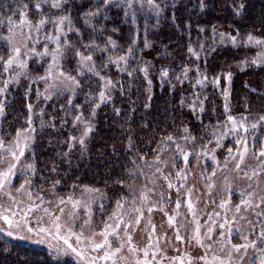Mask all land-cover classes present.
<instances>
[{"label": "trees", "instance_id": "16d2710c", "mask_svg": "<svg viewBox=\"0 0 264 264\" xmlns=\"http://www.w3.org/2000/svg\"><path fill=\"white\" fill-rule=\"evenodd\" d=\"M154 5L147 0H134L132 8L127 7L128 0L107 5L104 0H67L56 9L51 0H0L5 25L0 35H10L9 16L19 24L25 14L33 26L45 19L39 32H30L29 49L44 46L51 52L53 43L45 37L59 36V45H68L62 49L59 70L79 82L73 92L45 99L47 84L39 77L47 75L50 56L30 58L26 74L15 80L21 69L4 72L0 62V88L12 81L0 95L4 105L0 131L15 137L17 131L34 129L31 151L26 153L30 163L34 157V193L65 198L87 186L100 189L112 205L132 185L129 171L134 173L137 156L159 154L168 136H179L187 128L198 141L210 140L228 116L247 117L246 124L261 121L264 64L251 61L264 46L248 45L247 37L264 40V0H154ZM65 15L75 29L69 31L65 22L66 36L55 23ZM229 37H236L237 46ZM77 51L92 55L90 63L99 76L81 66ZM10 53L0 41V56L7 60ZM122 56L125 61L119 60ZM101 77L114 87L106 89ZM101 91L109 97L106 102L100 101ZM77 116L92 126L85 147L77 142L82 130ZM56 180L60 183L53 195ZM0 264L58 263L41 249L0 236Z\"/></svg>", "mask_w": 264, "mask_h": 264}, {"label": "rangeland", "instance_id": "374dc122", "mask_svg": "<svg viewBox=\"0 0 264 264\" xmlns=\"http://www.w3.org/2000/svg\"><path fill=\"white\" fill-rule=\"evenodd\" d=\"M27 28V25H25L24 32L30 34V32L26 30ZM15 32L17 35L13 39V44L21 49V55L18 59H25L28 61L32 57L41 58L39 56H33L29 51V47H24L25 41L24 37L19 35L20 29L16 28ZM51 42L53 43L52 51H54L57 45L53 41ZM35 48L37 52L44 51L45 49L44 46H35ZM25 52H28L27 56L24 55ZM262 52H264V50L260 53ZM51 63H53V61L50 56L48 65ZM11 69L19 70L20 68L14 65ZM55 74L56 72L54 71L53 75ZM61 79L63 78L61 77ZM49 83H51V81H49ZM65 84H67V88L64 92H73L71 89L74 88V90H76L77 88L75 85L68 84L67 82H65ZM46 88L47 85L45 89ZM78 123L82 125L81 138L86 127L90 124L84 121ZM227 123L230 127L231 122L227 120ZM245 125L249 128V132L243 133L241 130V135L256 137L258 140L264 141V121H260L255 129L251 128V123H245ZM217 127L218 128L213 131L214 135L213 133L211 134L210 140L204 137V140L198 141L195 137L190 135L189 132H183L179 136H171L172 140H167L164 148L159 154L151 157H144L142 155L137 156L133 183L130 186L132 189V196L139 197L142 192H146L148 200L145 201L144 204H154L156 207L151 213H149L145 207L143 213L144 218L141 220L140 225H133L127 229L132 239L130 243L125 242L123 251L117 257V264H136L138 258L141 260L144 259L143 250L145 248H148L149 255L147 260L149 264H205L204 260L201 259L202 257H206L210 264H219V261H214L212 259L213 256L226 258L231 244L244 243L243 240L238 238V234L235 232L236 228H240L241 232L244 235H248L250 240L255 239V236L259 235L261 227L258 222L262 218L258 217L256 213L260 212L261 209L255 207L246 209L244 206H241L240 212L237 213L235 205L240 203L241 193L245 194V198L248 197L249 193H253V203H258L260 197H264V171L260 173L259 177H255L252 180H249L244 175L245 170L256 168L259 164V160H264V157H260L259 160H257L252 154L254 150L253 147L245 157V161L241 165V171L235 170V165L239 159L238 156L237 160H229L225 167L223 161L228 155L227 148L234 147V137L231 134L225 136L222 141L224 147L218 148L217 138L223 132H228V128L223 127V125H217ZM26 130L29 131H26L24 135L25 137L32 138L27 140V143L31 145L34 132L31 131V129ZM204 134L206 135L207 132ZM15 137H8L0 131V139H3L6 146L14 142ZM186 137H188V139H186ZM227 140H231L232 142L226 144ZM23 142L24 140L22 138L21 143ZM181 149H183L185 154H188L189 162L187 165H185L183 155L180 152ZM26 153L27 151L25 152V157L22 159V163L28 162L26 160ZM233 154L235 155V152ZM213 156H215V161L212 159ZM141 157H143V159H141ZM156 158H158V163L156 162ZM216 161L219 162V165H217ZM4 167L6 168L7 165ZM157 168L161 171H157ZM213 170H215V175H212ZM19 172L20 169L18 166L17 177L13 178L12 187L9 188L7 185L5 186V191L10 192L12 198L4 197L3 201L0 202V208H11L12 212L18 211L19 209L14 205L13 199L16 204H19L20 208H26L31 203L27 196L29 190L32 191L33 200H35L37 194L33 192L31 185L26 186L23 191H16L20 184L23 183L24 179L20 177ZM178 173L182 174L178 175ZM32 175V173H29V176L32 177ZM165 177H167V179H165ZM169 183L174 187L169 188ZM210 185L211 187H209ZM82 190L83 189L77 191L74 195L79 197ZM128 190L129 187L125 195H128ZM161 193H163L164 196L163 200H161ZM103 196L106 197V199L101 198L100 193H90L84 197L91 203L93 210L92 224L90 226H85V235H91L93 228L99 230L103 226L101 221L106 220L107 216L111 214L115 207V201H112V205H110L107 196L104 194ZM132 196H129V201L125 204L126 210L141 206L140 200H137L135 205L132 204ZM56 199L57 197H44L43 207L50 208L53 212L58 214L59 208L55 206V203H47V201L54 202ZM177 200H179L180 203L179 209L176 208ZM225 200H230V203H228L225 208L219 207ZM189 201L193 204L195 216H193L192 212H190L187 207ZM36 203L40 204L41 201H36ZM100 204L105 205L103 212L99 211ZM161 205L164 211L159 210ZM60 207L66 209L64 218L67 219V211L71 209V205H61ZM262 207H264V205H262ZM80 212L82 213L83 209H80ZM165 213H167V215H165ZM6 214L14 220L19 219V216L11 217L10 212ZM132 214L134 215L135 213ZM32 215H43V212L38 211ZM241 216L245 217V219H241ZM169 217H175L173 227H169ZM84 218L86 219L87 217L85 216ZM125 219L127 220V216H125ZM149 219H151L152 225H155L154 232L152 227L148 224ZM194 221L198 222L203 246L197 244L194 239H189L193 235V229L197 226ZM250 221L252 223H250ZM220 224H225V228L220 229ZM253 225H255V227H253ZM0 227L7 228V225H4L3 221L0 220ZM229 227L233 229L230 241L227 235V229ZM209 228L213 229L210 233L211 239H208L206 236ZM252 231H254L255 235L249 234ZM120 232L123 236L124 225H121ZM177 232L183 237V242L176 239ZM221 232L225 233L222 240L219 238ZM24 234L28 235L27 233ZM0 236L8 242L41 249L45 251L55 263L72 264L70 257L53 259L52 256L55 255V253L53 252L50 255V249L46 246L47 243H52L57 247H64L62 241L47 240L45 244H38L34 241L38 240L40 237L35 235L32 236V239L29 241L15 240L7 237L3 233H0ZM95 239L96 241H100L103 238L101 236H96ZM149 245H151V247H148ZM117 246L116 244L113 245V247ZM130 247L136 249V251H129ZM242 252L243 250H241V253ZM153 253H155V256H153ZM257 256V249L250 248L242 262L239 258L240 254L235 252L232 253V260L234 264H248L249 257L256 259ZM120 257H124V259L121 260Z\"/></svg>", "mask_w": 264, "mask_h": 264}, {"label": "snow or ice", "instance_id": "6c2138e0", "mask_svg": "<svg viewBox=\"0 0 264 264\" xmlns=\"http://www.w3.org/2000/svg\"><path fill=\"white\" fill-rule=\"evenodd\" d=\"M44 3H48L49 0H42ZM67 0H51V7L59 9L61 8L63 3H66ZM105 4H111L113 3V0H104ZM134 0H128V7H133ZM147 3L149 5H154V0H147ZM37 8L40 7V4L38 3L36 5ZM158 7V6H157ZM241 8L243 5L240 6ZM24 8H27V5H24ZM19 11V9H17ZM127 15V12L125 13ZM24 18L20 21L19 24H17L15 21L12 20L11 16L8 17V32L11 35H0V41L5 42V46L11 47V53L9 55V58L7 60H4L2 56H0V62L3 63V70L4 72L9 71V69L13 68L15 65L16 67L20 68L21 71L16 74V77H13V80L17 79L21 75L26 74L27 70V60L25 59H18L21 55V49L19 47H16L13 44V39L17 35L15 32L16 28L20 29L19 35L24 37V47L28 48V41H31L33 39L32 35L26 34L24 32V26L27 25L29 32L36 31L39 32L41 28L48 22L45 19H40L38 24L33 26L28 20L25 14ZM87 15L92 16L96 15V13H87ZM67 22L69 28V31H74L71 27V19L69 16H61L58 18L55 23L58 25V31L61 35L66 36V33L63 30V26ZM88 23V21H85ZM4 18L0 16V27H4ZM223 38L224 34H220ZM46 40L56 42L58 44V47L52 51L49 52L47 47H45L44 51L37 52L36 48L33 46L29 49V51L33 54V56H39V57H45V56H51L53 63L49 64L46 72L47 75L43 77H39V79L43 80L47 84V88L45 89L46 92H48V95L45 96V99H50L52 95L56 93H62L66 88L67 82L68 84L75 85L76 87L79 86V82L76 80L75 77L68 75L64 73L63 71H59V61L61 57H63L64 53L62 49L64 47H67L68 45H59V36L53 37V36H46ZM231 42L234 46H237L236 37H229ZM40 41L37 39L35 43H39ZM110 44H114V41H111L109 39ZM247 44L252 46H264V40L258 39L251 34L247 37ZM147 46V44H146ZM132 49L129 48V53H131ZM191 51V49H189ZM25 56L28 55V52L24 53ZM77 56L80 57V64L83 68H86L87 71L92 72L93 74L99 76V73L96 72L95 64L90 63L92 61V55L89 54L87 56L83 55L79 51L76 53ZM111 60V58H109ZM120 61H125L126 57H119ZM118 62V61H117ZM252 64H264V52L257 53L256 58H254L251 61ZM54 71L56 72L55 75H53ZM123 71V69H121ZM145 74L147 75V72L145 70ZM163 76H167V72L164 71L162 73ZM61 77L63 79H61ZM229 81L231 78V74L228 76ZM102 80L105 81L104 87L106 89L110 87H114L112 85L110 80H106L104 77H101ZM51 81V83H49ZM12 81H6L5 87L0 88V95H2L7 88L8 83H11ZM219 81H215V83H218ZM149 83H151L149 81ZM197 83H202V81H197ZM51 90V91H50ZM74 91V88L71 89ZM255 91V90H253ZM100 101L106 102L109 98L106 96L104 91H101L99 93ZM69 104L71 105V100H69ZM100 106L99 103L96 104V107L98 108ZM29 111H31V105L28 106ZM4 105L0 103V116L4 115L3 111ZM118 111V110H117ZM200 111H203V108L200 109ZM227 111V106H226ZM93 115H95V111L93 110ZM75 120L77 122H83L81 120L80 116L75 117ZM227 120L231 122V126L229 127V124L226 122L224 123L223 127L228 128V132H223L218 138H217V147H224L222 141L225 136L231 134L233 139L234 147L227 148L228 155L225 157L223 163L225 167L227 166L229 160H237V156L239 159L237 160V163L235 165V170L241 171V165L245 161V157L248 155L250 149L254 150L252 154L254 157L259 160L260 157H264V141L258 140L256 137H249L245 135H241V130L243 133H248L249 128L246 127L245 122L247 120V117H242L239 121L236 120V118L232 116H228ZM261 121H264V116L260 117ZM31 123V121H29ZM43 126V122H42ZM257 123L251 124V128L255 129L257 128ZM29 130H20L17 131L16 137L14 139V142L5 145V142L3 139H0V202L3 201L4 197H9L10 199L11 194L10 192L5 191V186L7 185L9 188L12 187V181L13 178L17 177V168L19 166L20 177H23V183L20 184L19 188L16 189L17 192L23 191L26 186H30L32 184V177L29 176V173L35 174L36 173V167L34 163V157L33 162L28 163L24 162L22 163V159L25 157L26 151H31V145L27 143V140L32 139L31 137H25L24 133ZM31 131H34V129H31ZM92 131V126H87L86 130L81 138L78 139V143L85 147V140L84 138L88 136V133ZM184 132H188V129L185 128ZM214 135V133H213ZM24 140L23 143H21V140ZM75 139V138H73ZM168 140H172L171 136L167 137ZM188 139V137H186ZM71 148L72 145H69ZM181 154L183 155V159L185 161V165L188 164V154H185L183 152V149L180 150ZM235 152V155L233 154ZM65 156H67V153H64ZM143 159V157H141ZM212 159L215 161V156L212 157ZM156 162L158 163V158H156ZM217 165H219V162L216 161ZM7 165L5 168L4 166ZM52 171H56V168L53 167ZM157 171H161L159 168H157ZM264 171V160H259V164L256 168H253L251 170H245L244 175L249 179L252 180L255 177H259L260 173ZM182 173H178V175H181ZM134 173L129 171V176H133ZM212 175H215V170H213ZM167 179V177H165ZM60 183L59 180H56L52 187L53 195H56L55 188L56 185ZM117 183L122 184V188L124 187L123 182L117 181ZM251 186V185H250ZM73 187H79L78 185H74ZM169 188L174 187L171 183L168 185ZM211 187V185L209 186ZM151 191V190H149ZM90 193H100V197L106 199V197L103 196V193H101L100 189L97 188H90L87 186H84L83 190L80 193L79 197H76L74 194L70 193L67 195V198L64 197H58L54 202L53 201H47V203L52 204L55 203V206L59 208V213L53 212L50 208L43 207L44 203V197L37 194L35 196V200H33V193L31 190L27 192V196L29 201L31 203L26 208H20L19 204H16L15 200L13 199L14 205L19 209L16 212H12L11 208H0V220L3 221L4 225H7V228L0 227V233H3L7 237H10L15 240H25L29 241L32 239V236H39L40 238L38 240H35V243L38 244H45L47 240H55L57 242L62 241L64 247H57L56 245H53L52 243H47L46 246L50 249V255L54 252L55 255L52 256L53 259H60L62 257H70L72 264H117V257L124 249L125 242L130 243L131 242V235L128 233L127 229L132 227L133 225L139 226L141 223V220L144 218L143 213L145 207L147 208V211L151 213L153 209L156 207V205H145L144 202L148 200V195L146 192H142L139 197L132 196V189L129 187L128 195H121L118 199L115 201V207L112 210L111 214L107 216L106 220L101 221L102 227L99 230H96L95 228L92 229L91 235H85L84 228L85 226H90L92 224V216H93V210L91 203L86 200L84 197L87 194ZM190 194V190H189ZM161 195V200L164 199L163 193ZM241 201L239 204L235 205L236 212L239 213L241 206H244L246 209L250 207L260 208L261 211L257 212L256 215L258 217H261L262 219L258 222L261 227V231L258 236H255V239H249L248 235H244L241 232L240 228H236L235 232L238 234V238L240 240H243L244 243H238V244H231V248L227 254L226 258H221L217 256H213L214 261H219V264H234L232 260V253L235 252L237 254H240V261L242 262L244 259V256L248 254V250L251 249H257L258 256L256 259H253L252 257H249L248 264H264V197H260V200L258 203H253L252 197L253 193H249L248 197L245 198V194L241 193ZM129 196H132V204L135 205L137 200L141 201L140 207H132L130 210L125 209V204L129 201ZM36 201H41L40 204H37ZM22 203V202H21ZM230 203V200H225L223 203L219 205L221 208H225L226 205ZM61 205H71V209L67 211V219L64 218V214L66 209L64 207H60ZM180 203L179 200L176 202V208L179 209ZM187 207L190 212H192L193 216H195V213L193 211V204L189 201L187 203ZM105 208L104 204H100L99 211L103 212ZM80 209H83V212H80ZM160 211H164L163 206L161 205ZM42 211L43 215H32L35 212ZM11 213V217H17L19 216L18 220H14L13 218H10V216L6 213ZM132 213H135L134 215ZM167 215V213H165ZM219 215V214H218ZM87 217L86 219L84 217ZM125 216H127V220L125 219ZM241 219H245V217L241 216ZM174 220L175 217H169V227L174 226ZM195 222V221H194ZM197 226L193 229V235L189 238L190 240H195L197 244H200L203 246L202 238L200 236V230L198 222H195ZM227 223V221H226ZM250 223H252L250 221ZM148 224L152 227L153 232L155 231V225H152L151 219L148 220ZM121 225H124V232L123 236L120 232ZM255 227V225H253ZM220 229L225 228V224L219 225ZM213 231V229L209 228L208 233L206 234L208 239H211L210 233ZM233 229L229 227L227 229V235L229 237V241L231 240ZM24 233H27L28 235H25ZM250 235H255L254 231L249 233ZM101 236L103 239L100 241H96L95 237ZM225 236L224 232H221L219 234V238L222 240ZM111 237V239H110ZM126 238V241H125ZM176 239L180 242H183V237L179 235L177 232ZM74 241V242H73ZM118 245L117 247H113V245ZM259 244V247H258ZM148 247H151L149 245ZM241 250L243 252L241 253ZM129 251H136L134 248H129ZM144 259H137L136 264H149V261L147 260V257L149 255L148 248H145L143 250ZM153 256H155V253H153ZM120 259H124V257H120ZM201 259L204 260L205 264H210V262L207 260L206 257H202Z\"/></svg>", "mask_w": 264, "mask_h": 264}]
</instances>
